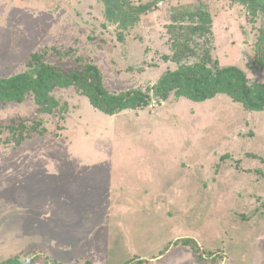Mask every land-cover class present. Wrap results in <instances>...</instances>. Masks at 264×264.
<instances>
[{
  "label": "rangeland",
  "instance_id": "374dc122",
  "mask_svg": "<svg viewBox=\"0 0 264 264\" xmlns=\"http://www.w3.org/2000/svg\"><path fill=\"white\" fill-rule=\"evenodd\" d=\"M258 2L251 14L229 0H157L123 27L107 20L103 0H0V77L41 52L65 69L95 64L109 92L146 90L176 68L163 57L171 7L203 3L212 57L264 82ZM53 95L66 107L49 114L31 96L0 102V123L43 128L20 145L0 135V262L264 264V110L225 94L195 102L150 91L148 105L108 115L74 87ZM184 237L204 259L176 244Z\"/></svg>",
  "mask_w": 264,
  "mask_h": 264
},
{
  "label": "trees",
  "instance_id": "16d2710c",
  "mask_svg": "<svg viewBox=\"0 0 264 264\" xmlns=\"http://www.w3.org/2000/svg\"><path fill=\"white\" fill-rule=\"evenodd\" d=\"M165 1V0H163ZM201 1V0H198ZM203 1V0H202ZM209 1V0H205ZM248 6L251 14L256 13L258 0H229ZM105 17L119 26H127L138 20L140 14L155 7L157 0L130 4L129 0H103ZM170 23L166 25L172 53L164 59L176 64V68L163 73L159 80L146 90L130 89L109 92L102 80L99 68L90 62L65 69L46 61L44 53L29 55L27 68L7 77H0V102H23L31 96L39 113H52L56 108H65L54 97L56 89L74 87L85 96L95 109L112 115L127 109L144 107L150 103V91L159 99L166 100L170 93L191 101L202 102L217 94H225L245 110H264V82L249 83V79L235 65L220 66L211 54V14L206 4H187L171 7ZM255 61L264 67V45L255 51ZM39 121L28 125L23 118H14L0 123V135L6 133V143L20 145L38 129ZM40 133V132H39ZM189 246L204 259L200 248L190 237L176 241ZM214 258V257H213ZM212 258V259H213ZM16 257L0 264H23Z\"/></svg>",
  "mask_w": 264,
  "mask_h": 264
}]
</instances>
